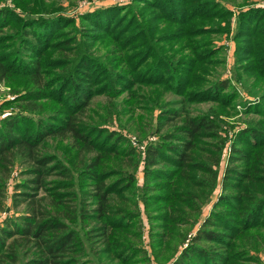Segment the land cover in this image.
Segmentation results:
<instances>
[{
	"label": "trees",
	"instance_id": "1",
	"mask_svg": "<svg viewBox=\"0 0 264 264\" xmlns=\"http://www.w3.org/2000/svg\"><path fill=\"white\" fill-rule=\"evenodd\" d=\"M12 2L0 8V80L15 94L3 106L16 108L0 119V215L15 163L23 209L0 218V264H262L264 0H132L78 24L54 2ZM224 34L258 99L242 102L253 118L221 173V117L238 98L215 69ZM97 96L108 100L91 115ZM114 119L146 137L141 159Z\"/></svg>",
	"mask_w": 264,
	"mask_h": 264
},
{
	"label": "rangeland",
	"instance_id": "2",
	"mask_svg": "<svg viewBox=\"0 0 264 264\" xmlns=\"http://www.w3.org/2000/svg\"><path fill=\"white\" fill-rule=\"evenodd\" d=\"M246 1H249V0H222V3L225 4L226 7H229L232 10H236L239 7L237 5H239L241 3H245ZM44 2L49 3V4L54 2L56 6L58 5L62 8L61 13H64L67 16H73L72 18H74L76 24H78L79 16L81 14H83L82 12H84V11L90 10V9L95 8L97 6L105 7V6L111 5V4H122V6H124V5L126 6V5L131 4L132 0H44ZM3 6L13 7L14 5H13L12 0H0V8ZM215 41H216L215 43L217 45H223L224 46V50L221 53V56H222V58H224V61L221 64L216 66V68H215L216 73H218L222 79L227 78L229 80L231 86L233 88H235V91L237 92V95H238V98L236 100V103H237L236 109H235L236 112L232 110L231 114L223 115L221 117V120L224 121L225 123L223 122L221 124V134L220 135L222 138L226 139V142H225V145H224L223 151H222L221 163L219 166V170L222 173L223 169L226 168L227 158L232 152L230 150V145H229L230 142H228V141L235 134V131L237 132V130L239 128L243 127L246 124V120L253 118V116L246 115L243 112H241L242 107H243L242 102L245 99H247L248 97L251 100L258 99V97H257L258 94H256V95H251L250 93L248 94L247 90L243 87L242 81H239L234 77V59H233L234 53L232 51L231 40H229V38L224 34L222 36H218L217 39H215ZM175 46L177 48L179 45H175ZM14 95L15 94H13V91L8 87V85L0 80V119L7 116L9 113L12 112V110L16 111V108H14L12 105L3 106V104L5 102L13 99L15 97ZM164 99L165 100H176V99H178V97L174 96L170 92H166L162 96V100H164ZM107 100L108 99L105 96L95 97L93 99V101L91 102V109L92 110L89 111V114L94 115V111L97 110L98 105L105 103ZM118 100H119V98H118ZM119 102H120V100H119ZM121 103H122V101H121ZM210 105H211L210 103L193 104L190 108H192L191 111L194 110L193 108H196V109L200 108V109L206 110ZM139 112L142 113L143 111L138 110V113ZM158 112H159L158 109H155L154 115H156ZM192 112L194 113V111H192ZM124 116L125 117H122V122L125 124L126 123L125 120L128 119V115H124ZM112 127L114 129L120 131L123 134H129L128 137L130 139L132 137H134L135 140L137 142L140 141L139 144H142L143 146H145L147 144L144 141L146 137L141 136L138 132H130V131H128V129L126 127L121 128L115 119H114ZM156 137L154 136V139ZM57 142L58 141H55L54 144H57ZM139 144L136 146L139 149L138 157H139V159H141L143 154H142V149L140 148L141 145H139ZM62 150H63L62 145H60V148H59L60 154H61ZM22 169H23L22 166H20L18 163H15L14 168H13V170H12V172H11L7 182H6L5 198H4V210L1 213L0 218H2L3 215L5 216V215L10 214L12 216L14 214H19L23 209L22 205H19L16 207V205H18V204H15L16 200L13 198V194L16 190L15 189L16 184H18L17 182H19L20 180L23 179V176L21 174ZM137 176L139 178V180H137V184L141 185V181H142V179L140 178L141 172H138ZM221 190H222V186L220 184L217 191L214 192L211 200L215 201L217 199V197L219 196V193ZM211 206H212V203L210 204V202H209L208 204H206L203 207L202 212L204 215L208 214V212L211 209ZM140 208H141V205H140ZM143 239H144V242L146 243L147 242L146 239L144 237H142V240ZM259 256H260V259L262 260V264H264V248L261 251H259ZM251 264H253V263H251Z\"/></svg>",
	"mask_w": 264,
	"mask_h": 264
},
{
	"label": "built area",
	"instance_id": "3",
	"mask_svg": "<svg viewBox=\"0 0 264 264\" xmlns=\"http://www.w3.org/2000/svg\"><path fill=\"white\" fill-rule=\"evenodd\" d=\"M150 140H154V137H153V136L150 137ZM131 142H132V144H133L134 146L138 145V143H137V141L135 140L134 137L131 138ZM139 145H141L140 148H141L142 151H143V150H144V146H143L142 144H139ZM136 147H137V146H136ZM137 148H138V147H137ZM142 153H143V152H142Z\"/></svg>",
	"mask_w": 264,
	"mask_h": 264
}]
</instances>
